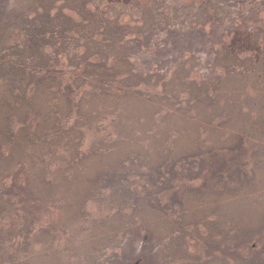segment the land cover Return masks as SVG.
Segmentation results:
<instances>
[{
	"label": "rangeland",
	"instance_id": "rangeland-1",
	"mask_svg": "<svg viewBox=\"0 0 264 264\" xmlns=\"http://www.w3.org/2000/svg\"><path fill=\"white\" fill-rule=\"evenodd\" d=\"M0 264H264V0H0Z\"/></svg>",
	"mask_w": 264,
	"mask_h": 264
}]
</instances>
